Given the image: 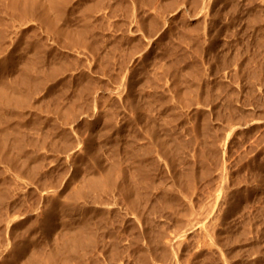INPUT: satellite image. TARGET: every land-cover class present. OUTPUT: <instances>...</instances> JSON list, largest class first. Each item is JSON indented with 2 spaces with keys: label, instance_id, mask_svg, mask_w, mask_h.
<instances>
[{
  "label": "rangeland",
  "instance_id": "rangeland-1",
  "mask_svg": "<svg viewBox=\"0 0 264 264\" xmlns=\"http://www.w3.org/2000/svg\"><path fill=\"white\" fill-rule=\"evenodd\" d=\"M96 1L98 5L85 10V4L88 7ZM197 2L194 0L195 4ZM213 2L207 15H194L196 6L192 0H65L64 6H60L61 2L58 5L63 8H60L62 16L56 18V27L68 29L73 40L65 34L51 33L46 25L34 19L22 28L23 31L28 27L35 29L37 39L45 41L48 37L51 51H44V70L65 63V70L58 74L65 80L58 85L54 80H43L36 87L29 83L26 87L23 85L30 106L23 109L28 122L23 128L27 137L41 143L48 130L46 116H57L60 120L59 105L68 107L81 83L91 80L90 75L97 89L90 88L79 97L74 108V119L80 124L72 125L76 129L71 130V137L78 136L83 142L74 157L77 172L75 164L64 166L65 153H61L62 164L55 161L56 152L48 144L55 141L51 133V140L47 138L48 142L39 145V154L48 158L44 161L45 168L51 169L54 175L57 173L55 178L59 170L65 169L56 187L57 193L52 187V191L48 189L50 191L43 194L46 200L53 202L50 214H55V204L64 203L62 201H68L77 212L69 215L63 211L60 219H53L52 227L37 222L31 244H28L29 253L37 256V260L52 255L49 264H264V0ZM178 6L183 10L180 14L176 11ZM53 11L48 13L52 15L50 18L55 16L56 10ZM83 24L88 28L82 35L85 40L75 32V28ZM67 38L71 43L80 39L81 44H68ZM21 52L19 49L17 53ZM51 52H57L58 57L50 55ZM106 54L109 57L107 68ZM4 68L0 67L7 73L8 81L13 82L16 68ZM83 70L89 80L81 75ZM117 81L122 82L120 97L101 91L102 84L113 88ZM52 87L54 91L49 95ZM93 94H96L95 99ZM93 101L97 104L94 109L97 113L88 119L82 114L87 108L91 109ZM103 115L111 117L109 128ZM33 119L38 120L35 128L30 124ZM87 120L93 123L87 126L84 124ZM137 126L154 133L153 153L159 152L155 169L148 167L144 176L132 170L126 157L128 131ZM105 129L108 134L103 136ZM173 137H180V144ZM212 140L215 144L210 143ZM209 144H214L215 148ZM27 147L32 152L36 148ZM116 163L120 164L112 170L115 171L113 188L102 190V198H112L115 203L106 208H111L106 212V221L94 220L96 216L90 210L85 211L84 216L79 214L82 204L89 203L87 208L92 206V195L96 192L87 189L85 178L96 172L103 175ZM12 173L8 175L14 177ZM146 174H149L148 180H145ZM146 181H150V185ZM16 182H9L8 200L22 194ZM126 182L131 183L132 186L128 184L130 189ZM144 182L148 183L147 187ZM76 193L80 197L75 196ZM129 198L136 201L135 204L131 205ZM22 199L25 203L28 201L27 196ZM184 215L186 218L197 216L200 227L209 226L208 232L203 231L209 235L204 240L205 235L197 225L193 232L181 237V243L175 241L171 245L168 238L175 228L174 223ZM31 216L38 221L41 219L34 211L21 214L17 223H11L8 229L11 236L25 235L20 226ZM86 216L89 225L97 222L90 228L89 243L85 241L84 245L76 248L71 245V248L67 242L70 247L67 249L69 247L62 243L67 227L62 221L69 226L68 220ZM62 245L75 252L68 261L59 253ZM8 256V251L3 252L0 264H4ZM23 256L16 264L28 258V254ZM171 257L173 261L169 260Z\"/></svg>",
  "mask_w": 264,
  "mask_h": 264
},
{
  "label": "bare ground",
  "instance_id": "bare-ground-1",
  "mask_svg": "<svg viewBox=\"0 0 264 264\" xmlns=\"http://www.w3.org/2000/svg\"><path fill=\"white\" fill-rule=\"evenodd\" d=\"M64 1L65 0H0V67L1 68L2 67L3 68L4 67L16 68V71H15L16 74H14V76H13V78H14L13 82L12 81L9 82L8 81L9 78L7 77V73H3L5 68H4V70L0 69L1 70L0 71V158H1L0 159L1 160V162H0V254L2 255V253L5 251H8V254H9V256L5 260L4 264H16L17 260L20 261V257H22L23 254H26V256L28 254V258L26 257V259H25L26 261H25L24 260L25 257L23 256L24 258L22 259L21 264H46V263L49 264L50 262H52V258L54 257V256L52 257V255L46 256L43 258L39 257L40 259H42L41 261H39V260H37V258H38L37 256H35L32 253L31 254L29 253L30 249L28 246L31 244V241H32L31 234L35 230L37 222H42L44 225H47V227H48V226L53 225V219L54 218H59V219L61 218V213L63 211H64V213L66 211V213H69V215L75 212V208H72L73 207L72 205H71L72 207H70V204L68 201H62L61 200L64 203H56L55 207H54V209H55L54 213L55 214L54 215L50 214V213H52L51 211H53V209H52L53 207L51 205L53 202L50 201V199L46 200L43 194L46 193L47 191H50L52 189V187H53V190H55L57 193L56 187L60 184L59 182L61 180L59 181V179L63 178L64 173H65V169L62 168L61 170H59L58 171L59 176L57 178H55L54 176H57V173L54 175L53 172H51V169L49 171L48 168H45L44 161L47 160L48 158L44 159V157L46 155L43 157V155L39 154V152H41V151H39V149H41L39 145L42 143L48 142L47 138L50 139L49 134L51 133L52 134L51 137H54L55 141H50L48 144H51V148L54 149L56 152L54 155L52 154L54 156L55 161L58 160V163L62 164V162L65 160L64 166L66 168L68 166L72 167L75 164L74 163L75 162V159H74L75 154L78 152V148H81L79 146L83 142L81 141L82 139H79L78 136H75L73 138L71 137L72 136L71 130H75L76 127L78 126V124H80V123H78V121H76L74 119V115H76L75 114L76 110L74 108H75V105L77 103H79V100H77L79 97H81L84 93H86L90 88L96 89L95 88L96 82L91 81L92 79H94L92 77V75H90L91 80H89V77H87L88 76L87 72L85 70H83L81 72L82 76H86V78H84V79L89 80V81L81 83L80 88L77 89L78 91L74 94V97L71 100L72 103L68 107L66 106L67 105L66 104V105H64L63 108H61V104L59 105L57 103L59 105V107H58L59 109L57 108L58 109L57 113H60V116H61L60 120H59V118L57 119V116L56 117L46 116L45 123L47 124L48 130L44 133V135L42 137L43 141H41V143L36 141L35 139H31L30 138L31 136H29V135L27 137V133L23 129L24 126H26L28 123L27 120L24 118L23 109L29 105L27 103V97H28L27 96V90H26V88L24 89L23 85L25 86L26 83H29V84L35 85V87H36V86H39L40 82H42L43 80H54V83H56V85H58V83L65 80L63 77L62 78L58 77L59 76L58 74L61 71L65 70V63H63V64L61 63L59 65L56 64V65L52 66V68H50L49 70H44L45 68L42 67L43 62L45 63L44 51H51L50 47L47 45V40H48L47 38L48 37L45 39V41H43L42 39H37V31L35 29H33L31 27H28V28L26 27L27 29H25L23 31L22 28H24L30 21H32V19H34V21H37L38 23H40L42 25H46L48 27V29L51 31V33L53 32L54 34H58V33L59 34L60 33L65 34V37L68 35L69 37L68 36L67 37L69 39L71 38V40H73V36H70V32L68 29H61L59 27H56L57 20H58L56 18H59L60 16H62L60 8H63V7H59L58 5L61 2L60 6H64L63 5L64 3L62 4V2H64ZM197 1L198 0H195V3ZM213 1L212 0H200L199 2H197V4H195L194 0H192L193 5L196 6V7H194L195 13H193V14L194 15L195 14L196 15H199V14L203 15L205 13V15H207L206 13L209 12L211 5L214 3ZM98 4H99V1H96L93 5H90L88 7H86L87 4H85L84 8H85V10L90 11L93 6L98 5ZM52 9H54V11L56 10L57 12L53 11L54 12L53 14H55V16H53V18H50L49 16L51 14L49 15L48 13L50 10L52 13ZM176 11L178 13L179 12L181 13V11H183L182 7L178 6ZM182 14H184V13H182ZM51 17H52V15H51ZM191 17H192V15H191ZM166 20L167 19H165V21ZM87 29H88L87 24H83L82 26L79 25L77 28H75V30H77L75 32H77L78 36H81V38H82V35L86 33ZM29 32H31V34ZM69 39L67 42L68 44L71 43V41ZM82 39L85 40L84 38H82ZM79 40L80 39H77V40H75V42L77 44L78 43L81 44V41H79ZM75 42L73 41L71 43V45H73V44L76 45ZM83 43L85 44L86 41ZM97 47H96V49H99ZM100 48H101V45H100ZM19 49H22L21 54L17 53L19 51ZM50 55L57 56L58 53L57 52H51ZM104 58L106 59L105 67L107 68V66H108L107 64H109L108 63L109 57L106 54ZM89 70H90V68H89ZM89 70L87 69V71H89ZM90 73H91V71H90ZM123 80H124V78H123ZM121 81H122V79H121ZM119 82H118V84L116 83L114 85L113 88H116L115 90H113V88L111 86L105 85L107 83L102 84L101 85V89H102L101 91H103V93L106 92L107 94H113V95H117L118 97H120L123 89L121 88L122 82L120 84H119ZM109 83L110 82L108 80V84ZM124 84H125V81L123 83V86H124ZM98 85H99V83H98ZM116 85H117V87H115ZM99 87H100V85L98 86V88ZM53 91L54 90L52 87L48 91V94L51 95L53 93ZM93 92H94V90H93ZM95 96H96V94L93 96V98ZM69 101H68V103H69ZM94 102L95 101H93L91 109L87 108L86 110L83 111L84 114H82V116L86 114L85 115L86 117H89V116L93 117V115L97 113V112L94 113L95 112L94 109H96V107H97L96 102L95 103ZM88 105H89V103L86 104V106H88ZM28 107H30V106H28ZM80 109H83V108H80ZM91 117H89L88 119H90ZM103 117H104V115H103ZM132 117H133V119L134 118L136 119L134 113H133ZM130 118H131V116H130ZM130 118H129V121H132V120H130ZM98 120H99V118L94 120V123L97 122ZM101 121H103V120H101ZM104 122H105L106 128H109V126L112 125L111 124V117L105 116ZM90 123L92 124L93 122H90ZM90 123L88 122V120L84 121V124L87 126ZM12 124H14V126ZM30 124L33 125L35 128L38 124V120L33 119L32 121H30ZM72 125H76V127H72ZM167 126H169V125H167ZM140 128L138 127L136 129V127H135L133 129L131 128V130L129 129V131H128L129 133L127 134V139H126V157L129 160L130 165L132 166L131 167L132 170L136 174L138 173V174H141L142 176H144L143 174L147 172L146 170L148 169V167H154V169H155L154 164H156V162H157L155 157H156V155L159 154V152H156L155 154L153 153L154 141H152V139L155 138L154 133H152V132L150 133L148 131H143L145 128L144 129L141 128L142 130ZM107 131H108V129H107ZM74 133H77V132H74ZM105 134H108V132L106 133V129L104 130L103 136ZM174 135H176V134H174ZM177 136H179V135H177ZM175 138L178 142L180 137H178V139H177V137H175ZM59 139H60V142H59ZM140 139H145V142H142V143L139 142ZM174 139H172V140H174ZM157 140H159V138ZM176 140H175V142H176ZM164 142H165V140H164ZM210 143H214L213 140ZM177 144H180V142H178ZM214 144H212V145L209 144V145L211 147ZM28 145L32 149L36 147L35 151L32 152V151L28 150L29 149L27 147ZM221 147H222V145H221ZM155 148H156V146H155ZM214 148H215V145H214ZM224 148L222 147L221 149L224 150ZM158 149H159V147H158ZM158 149H157V151H158ZM215 150H218V149H215ZM159 151H161V150H159ZM12 152H14V153H12ZM61 153H65L63 155L64 156L63 161H62L63 156ZM49 161H51V160H49ZM2 162H3V165L1 164ZM116 162H118V161H116ZM120 163H116L115 165H111V167L106 169L105 173L103 172V175H97L96 173H98V172H96V173H93L92 175H89V177H86V178H88V181L85 178V180L87 182V189L89 187L90 191L91 190L96 191V192L98 191L97 193L100 192L101 196L96 194V192H95V194L93 193V195H92V193H91L92 191H91L90 193L93 196L92 198H94V201H93L94 203H92V206H89L88 208L86 207V204L89 205V203L82 204L80 206V209L78 208L80 210L79 214L82 213V215L84 216V212L90 210V212L95 214V216H96V217H94V220H95V218H96V220L99 219V221L102 223H104L106 221V219H107L106 218V216H107L106 212L109 213V211H107V210L111 209V208H109V209H106V208L111 207L112 204H115V203H114V201H111L112 198H111V200H109V198H105V196H104V198H102V195H103L102 190H104L105 188L107 190H108V188H113V186H112L113 185L112 174H114L115 171L112 172V170L117 168V164L119 165ZM98 167L99 166H97L95 168H98ZM77 169H78V166H77V164H75V170H76L75 172H77ZM101 171H102V169H101ZM119 171L121 173V170H119ZM149 171H150V169H149ZM8 172H13L12 174L14 177L8 175ZM50 172L52 173V176L49 175ZM151 172H148V173H150L151 177H153ZM131 174H133V173H131ZM146 175H147V177H146L147 179H145V180H148L149 174H146ZM122 176L125 177V175H123V174H122ZM125 178H127V177H125ZM143 178H145V177H143ZM10 180L18 181V183L16 182L15 184H19L18 190H19V193H22L21 195L15 196L16 198H14L12 200L7 199L8 193H9V182H10ZM127 180H129V179H127ZM146 182H148L149 185L151 183L150 181H146ZM146 182H144V184L147 187L146 184H148V183H146ZM82 183H83V180H82ZM129 183H127L126 186ZM84 184L86 185L85 182H84ZM129 185H131V183ZM109 186H111V187H109ZM116 187H118V186H116ZM121 188L124 189L123 187H121ZM48 189H50V190H48ZM83 189L85 190V188H83ZM128 189H130V186L128 187ZM136 189H137V187H136ZM65 195L68 196L67 194H65ZM79 195H80V193H79ZM79 195L77 194L75 196L80 197L82 195V192H81V195L80 196ZM139 195L140 194H138V196ZM22 196L28 197V201L26 203L22 199ZM70 197H72V193H71ZM87 197H88V195H87ZM89 198H90V196H89ZM53 199L56 200L55 198H53ZM77 199H79V198H77ZM70 200H72V198ZM129 201H130L131 205L135 204L134 202H136V201H133L131 199ZM127 202H128V200H127ZM54 203H55V201H54ZM136 204H138V203H136ZM132 208H131V210H132ZM69 209H71V211ZM32 211H34V213H36L37 215H41V219L38 221V219H36L35 217H32V216L28 217L26 222L23 223L22 226H20L22 233L26 232L25 235H23V236L21 235L20 237H13V235L11 236L10 231L8 230L11 223H14V225H15L17 223V217H19L21 214L24 215L25 212L29 213ZM79 214L77 213V215H79ZM26 215H25V217H26ZM62 215L64 216V214H62ZM88 215H90V214L88 213ZM87 216L84 218L82 217L79 220H76L79 218L78 216H77L78 218H75L73 220H68V221H70L69 226H67V224H65V221H62V224L67 227L66 229L64 228V234L62 233L63 234L62 238H63V240H65L64 242L62 241L63 244L70 242L69 246L71 247V245H72V247H73L75 245L74 248H76L77 245L80 247V246L84 245L88 239H90L89 238V234H91L90 228L93 224L91 225V223H90V225H89V219H87ZM176 217H178V215H176ZM183 217H185V215L182 217H179L180 219L177 218L178 219L176 221L177 223H174L175 228H174L173 232L169 235L170 237L168 238L169 239L168 242L171 245H174V243H172V242H175V241H176V243H178V242L181 243V237L182 236L184 237V235H187V233L193 232L195 230L196 226L200 223L199 222L200 219L197 218V216H190L187 218L185 217V219ZM70 218H71V216L69 217V219ZM90 219H91V217H90ZM100 222H98V223L100 224ZM93 223L95 225L97 222L96 223L93 222ZM203 224H205V222ZM208 227L209 226L206 225V229H205V226H201V227L199 226L198 229L202 230V233H203V231L206 233V232H208L207 231ZM202 233H200V234H202ZM205 233H203V234L205 235ZM206 235H209V234H206ZM206 235L204 237H202V238H204V240L206 239L205 238ZM88 243L89 242H87L86 244H88ZM203 245H204V243H203ZM69 246H67V244H66V247H69ZM181 246H183V244ZM66 247H65V245L63 247V245H62V250H59V253L62 254L64 257L66 256V259L64 257H63V259L65 261H68V257H73V255H75V252L73 250L72 251L66 250L65 249ZM70 247L67 249H70ZM59 249H61V248H59ZM163 250L166 251L165 249H163ZM61 251H62V253H61ZM141 253H143V252L141 251ZM139 254H140V251H139ZM163 254H164V252H163ZM165 254H167V253H165ZM1 255H0V257H1ZM69 255H72V256H69ZM146 255H147V253H146ZM171 255L173 257V260L176 261L175 253H172ZM177 255H178V253H177ZM43 256H45V255H43ZM172 257L169 260H172ZM61 260H62V258H61ZM37 262H42V263H37ZM152 264H153V262H152Z\"/></svg>",
  "mask_w": 264,
  "mask_h": 264
}]
</instances>
